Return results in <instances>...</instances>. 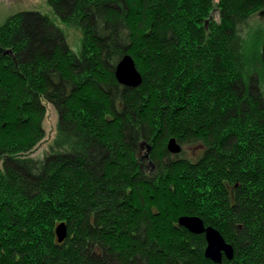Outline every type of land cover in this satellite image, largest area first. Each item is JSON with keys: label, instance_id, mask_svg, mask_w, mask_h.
Returning a JSON list of instances; mask_svg holds the SVG:
<instances>
[{"label": "trees", "instance_id": "obj_1", "mask_svg": "<svg viewBox=\"0 0 264 264\" xmlns=\"http://www.w3.org/2000/svg\"><path fill=\"white\" fill-rule=\"evenodd\" d=\"M47 1L0 25V264H215L184 215L231 245L218 264H264V0Z\"/></svg>", "mask_w": 264, "mask_h": 264}, {"label": "rangeland", "instance_id": "obj_2", "mask_svg": "<svg viewBox=\"0 0 264 264\" xmlns=\"http://www.w3.org/2000/svg\"><path fill=\"white\" fill-rule=\"evenodd\" d=\"M212 1L215 3L217 0H212ZM33 11L39 12L42 15L45 14L47 15L48 18L55 20L52 8H50L47 0H0V25L1 23L4 22V20H6L8 17H10L13 14L22 13V12H33ZM57 25L63 30L65 35V40H67L70 49L78 50L79 48L78 42L80 40L79 30L74 29L69 25H64L60 21H57ZM262 31H264V19L260 20L257 18H253L246 27L245 36L247 37L248 40H250L253 36L261 34ZM44 117H45L43 120L44 137L35 147L33 152L30 153V156H38V157L41 156L43 152L48 148L50 143L53 142L54 137L56 135V122L58 117L55 108L49 103L46 104V112ZM148 150L149 149L145 148L142 153L143 157H145L146 159L149 158ZM149 164H151V162H149ZM180 217H178L177 220Z\"/></svg>", "mask_w": 264, "mask_h": 264}, {"label": "water", "instance_id": "obj_3", "mask_svg": "<svg viewBox=\"0 0 264 264\" xmlns=\"http://www.w3.org/2000/svg\"><path fill=\"white\" fill-rule=\"evenodd\" d=\"M122 60L115 67V79L116 81L128 88L135 89L142 83L141 74L136 69L134 59H132L128 54H125L121 58ZM167 149L169 153H177L178 147L175 144L174 139H170L167 144ZM148 149L150 147L148 146ZM178 225L190 233L196 235H204L205 242H207L206 249L204 251L205 258L209 259L212 263L218 264L223 256L226 260L233 256L232 247L230 244H226L218 231L212 229L210 226H205L203 221L198 216H187L184 215L178 220ZM67 226L65 222L56 225L55 237H57V242L59 244L63 243L67 238Z\"/></svg>", "mask_w": 264, "mask_h": 264}, {"label": "bare ground", "instance_id": "obj_4", "mask_svg": "<svg viewBox=\"0 0 264 264\" xmlns=\"http://www.w3.org/2000/svg\"><path fill=\"white\" fill-rule=\"evenodd\" d=\"M131 57V56H130ZM132 58V57H131ZM172 139H175V138H172ZM175 141V140H174ZM168 146V145H167Z\"/></svg>", "mask_w": 264, "mask_h": 264}]
</instances>
